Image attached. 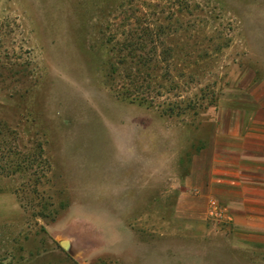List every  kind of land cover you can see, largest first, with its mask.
Listing matches in <instances>:
<instances>
[{
    "label": "rangeland",
    "instance_id": "rangeland-1",
    "mask_svg": "<svg viewBox=\"0 0 264 264\" xmlns=\"http://www.w3.org/2000/svg\"><path fill=\"white\" fill-rule=\"evenodd\" d=\"M198 149H264V0H0V264H264Z\"/></svg>",
    "mask_w": 264,
    "mask_h": 264
},
{
    "label": "crops",
    "instance_id": "crops-1",
    "mask_svg": "<svg viewBox=\"0 0 264 264\" xmlns=\"http://www.w3.org/2000/svg\"><path fill=\"white\" fill-rule=\"evenodd\" d=\"M148 182L145 178L130 189ZM183 185L175 200L177 218L206 220L209 201L220 198L232 230L264 234V149H198L187 165ZM123 228L134 237L132 228ZM121 246L130 250L134 245Z\"/></svg>",
    "mask_w": 264,
    "mask_h": 264
},
{
    "label": "built area",
    "instance_id": "built-area-1",
    "mask_svg": "<svg viewBox=\"0 0 264 264\" xmlns=\"http://www.w3.org/2000/svg\"><path fill=\"white\" fill-rule=\"evenodd\" d=\"M208 217L214 220H225L230 221L229 216H227L222 209V206L218 203L216 199H211L208 206Z\"/></svg>",
    "mask_w": 264,
    "mask_h": 264
}]
</instances>
